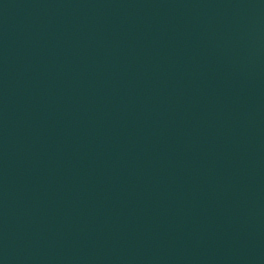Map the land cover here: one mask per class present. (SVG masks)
Segmentation results:
<instances>
[{
    "label": "water",
    "instance_id": "1",
    "mask_svg": "<svg viewBox=\"0 0 264 264\" xmlns=\"http://www.w3.org/2000/svg\"><path fill=\"white\" fill-rule=\"evenodd\" d=\"M0 264H264V0H102L5 81Z\"/></svg>",
    "mask_w": 264,
    "mask_h": 264
}]
</instances>
